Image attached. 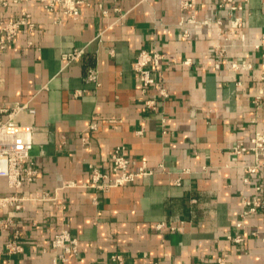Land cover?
Masks as SVG:
<instances>
[{
	"label": "crops",
	"instance_id": "crops-1",
	"mask_svg": "<svg viewBox=\"0 0 264 264\" xmlns=\"http://www.w3.org/2000/svg\"><path fill=\"white\" fill-rule=\"evenodd\" d=\"M44 1L0 0V22L27 12L34 24L0 49V119L17 104L35 111L16 122L35 130L37 170L19 190L0 177V197L23 198L0 207V264H56L61 229L79 239L73 264H109L114 254L124 264H264V205L241 216L243 196L264 203V176L246 182L254 157L233 152L264 131V0L237 2L239 29L218 0H79L76 18ZM186 16L195 24L181 27ZM75 50L82 56L69 62ZM141 51L163 56L157 87L134 70ZM92 70L97 82L87 81ZM117 146L134 170L146 163L155 174L96 191L91 166L114 180ZM13 240L23 251L9 255Z\"/></svg>",
	"mask_w": 264,
	"mask_h": 264
},
{
	"label": "built area",
	"instance_id": "built-area-1",
	"mask_svg": "<svg viewBox=\"0 0 264 264\" xmlns=\"http://www.w3.org/2000/svg\"><path fill=\"white\" fill-rule=\"evenodd\" d=\"M239 0H218L219 8L229 7L231 14V23L234 29H239L243 26L241 17L235 15V12L243 11L244 6L238 5ZM247 3L249 0H242ZM45 9L48 12H53L55 9L60 8L64 15H71L74 18L78 17L82 2L79 0H45ZM181 8L184 11H189L193 8V4L188 1H183ZM117 11L119 9H116ZM193 16L183 17L179 23L181 27L184 24H195ZM212 19L203 21V24L212 23ZM218 24L222 22L217 21ZM22 29L28 31L34 30V24L30 20V14L27 12L22 13L21 17L17 20L2 21L0 22V49H7L17 38ZM183 35L189 36L190 29H183ZM83 50H75L66 55V59L71 61L79 60L82 56ZM163 61V56L158 53H150L148 51H141L134 64V70L139 76L141 84L145 88L157 87L158 79L154 74V70ZM191 63L187 59L183 64L188 65ZM233 69H238V64H232ZM96 71H90L87 81L97 82ZM264 79V74L262 76ZM160 94L166 96L163 89H160ZM151 103V102H150ZM148 104V103H147ZM8 113V120L3 121L0 119V177L8 180V185L11 189L19 190L25 182H31L37 175V170L34 168V163L31 160L30 152L34 145L35 130L32 126H24L16 122V117L21 113L34 114L35 111L27 104L15 105L11 109H3L1 111ZM92 130L97 129V124H93ZM86 140V139H85ZM123 146H117L111 157L112 172L118 176L112 180L107 181L108 174L101 171L97 166H91V184L90 187L96 191H104L111 187H123L135 182L138 178L149 177L155 174V171L150 169L146 163H143L138 170H134L135 162L125 155ZM233 152L242 155L244 153L252 154L254 157V164L244 167L247 177L245 181H249L250 176L261 175L264 176V131L258 132L252 137L249 145H238L233 148ZM73 183H63L61 187H71ZM260 188L257 187V191ZM23 199V198H22ZM17 196L0 197V207H7L22 200ZM243 212L242 217L256 214L263 208V201L259 194L249 198L243 196ZM20 208L19 205L16 206ZM3 224H0L2 226ZM237 229L243 228L241 222L236 224ZM236 243L244 241L243 235L230 237ZM51 248L55 251L54 262L56 264H73L72 259L79 255V239L69 229H61L57 232L51 240ZM7 253L9 255L18 254L23 251V248L17 240L8 243ZM124 258L121 254H114L111 257L109 264H124ZM221 264L222 261H221Z\"/></svg>",
	"mask_w": 264,
	"mask_h": 264
}]
</instances>
